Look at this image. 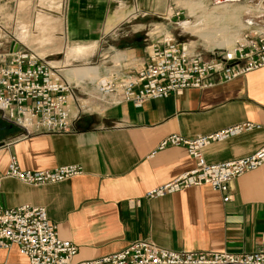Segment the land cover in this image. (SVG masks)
Segmentation results:
<instances>
[{"label": "crops", "instance_id": "1", "mask_svg": "<svg viewBox=\"0 0 264 264\" xmlns=\"http://www.w3.org/2000/svg\"><path fill=\"white\" fill-rule=\"evenodd\" d=\"M120 4L68 0V40L97 43L128 24L134 10L128 12V6ZM82 48L75 49V57H80ZM146 53L126 49L128 64L140 66ZM102 69L98 75L105 77ZM243 124L258 129L210 144L202 151L205 164L243 159L264 147V68L211 89H189L179 97L148 101L138 108L97 102L92 113L74 122L71 133L25 138L19 129L0 121V206L44 209L58 238L76 246L72 264L111 256L139 240L174 252L254 253L264 231V163L230 183L226 203L223 195L207 186L145 198L147 192L195 166L182 147L156 151L164 138L177 135L191 140ZM11 158L21 171L76 167L80 174L55 185L26 186L3 177ZM0 264L27 261L11 248L0 250Z\"/></svg>", "mask_w": 264, "mask_h": 264}, {"label": "built area", "instance_id": "2", "mask_svg": "<svg viewBox=\"0 0 264 264\" xmlns=\"http://www.w3.org/2000/svg\"><path fill=\"white\" fill-rule=\"evenodd\" d=\"M253 25L246 21L243 36L218 59H204L195 49L164 38L146 48V60L140 66L107 74L105 81L94 86L87 84L93 86V92L71 85L62 77L60 68L23 49L16 39L5 48L0 32V120L19 129L25 138L66 134L75 131L74 122L82 114L92 113L97 102L109 107L128 103L138 108L148 101L179 97L189 89L202 91L232 82L264 68V24L255 31ZM254 129L258 126L243 124L191 140L177 135L164 138L156 151L182 147L195 166L147 192L145 198L207 186L223 195L224 203L228 202L230 183L264 163V147L246 158L215 165L205 164L202 151L212 143ZM79 174L76 167L21 171L11 158L3 177L40 187L59 184ZM11 248H16L27 264H72L77 253L73 243L58 238L44 209L21 206L5 210L0 206V250ZM79 264H264V231L259 250L251 254L174 252L139 240L116 254Z\"/></svg>", "mask_w": 264, "mask_h": 264}, {"label": "rangeland", "instance_id": "3", "mask_svg": "<svg viewBox=\"0 0 264 264\" xmlns=\"http://www.w3.org/2000/svg\"><path fill=\"white\" fill-rule=\"evenodd\" d=\"M118 1L123 7L128 6V12L134 10L128 16V24L118 26L112 32L114 36L108 35L100 42L75 43L68 40L66 30L68 0H0V32L6 41L4 47L16 39L23 49L61 70L86 71L96 67L95 77L72 81L73 85L89 91L95 84L105 81L107 74L131 68L126 49L144 50L170 38L200 52L204 59H218L243 36L246 21L254 24L253 31L264 24V0L225 3L219 0ZM116 7L114 4L113 9ZM187 20L189 25L182 28L181 24ZM118 30L126 35L121 36ZM77 47H83L80 57L74 56ZM101 67L105 77L98 75Z\"/></svg>", "mask_w": 264, "mask_h": 264}, {"label": "bare ground", "instance_id": "4", "mask_svg": "<svg viewBox=\"0 0 264 264\" xmlns=\"http://www.w3.org/2000/svg\"><path fill=\"white\" fill-rule=\"evenodd\" d=\"M47 24H48V22H47ZM183 25H189V21L187 20L186 22H183L181 24V27L185 28L186 26H183ZM120 59H122V58H120ZM85 73H86V75H85ZM61 74H62V77L72 85L73 84L72 81H74L76 79H88L90 76L95 77L97 74V68L96 67H89L86 71H84L82 69H78V68H70V69L66 68V69L62 70Z\"/></svg>", "mask_w": 264, "mask_h": 264}, {"label": "water", "instance_id": "5", "mask_svg": "<svg viewBox=\"0 0 264 264\" xmlns=\"http://www.w3.org/2000/svg\"><path fill=\"white\" fill-rule=\"evenodd\" d=\"M231 1H233V0H219V3L221 2H223V3H225V2H231Z\"/></svg>", "mask_w": 264, "mask_h": 264}]
</instances>
